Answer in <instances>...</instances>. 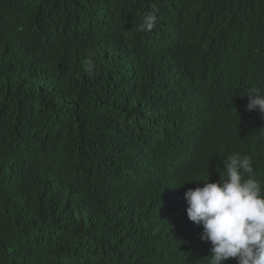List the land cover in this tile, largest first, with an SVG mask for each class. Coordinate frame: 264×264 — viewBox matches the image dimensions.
<instances>
[{
    "label": "trees",
    "instance_id": "16d2710c",
    "mask_svg": "<svg viewBox=\"0 0 264 264\" xmlns=\"http://www.w3.org/2000/svg\"><path fill=\"white\" fill-rule=\"evenodd\" d=\"M152 1L0 0V264H197L181 255L184 231L199 228L183 191L239 151L219 107L235 92L220 75H184L156 37L135 63L133 27ZM156 4L178 13L172 33L196 32L199 71L227 65L213 62L233 44L251 57L233 70L241 83L264 67V0ZM116 34L129 43L106 50ZM82 55L93 67L81 75ZM241 144L264 189L256 138Z\"/></svg>",
    "mask_w": 264,
    "mask_h": 264
},
{
    "label": "clouds",
    "instance_id": "9594fccd",
    "mask_svg": "<svg viewBox=\"0 0 264 264\" xmlns=\"http://www.w3.org/2000/svg\"><path fill=\"white\" fill-rule=\"evenodd\" d=\"M156 1H152L150 7L142 12L133 27L136 32L135 63L138 62L139 66L149 60V57L142 55L141 49L156 45L155 37L163 47L160 49L162 52L164 50L166 58L170 60L169 56L172 55L178 64L180 57V52L174 46L166 44L172 43L177 36L172 33V28L173 25L178 27V13H160ZM128 43L129 40L116 34L106 36L103 45L106 50H118L121 45ZM198 45L195 52L198 51ZM88 49L85 45H78L73 50L85 53ZM85 58V55L79 57L80 60ZM68 63L61 60L60 67L73 76L76 73L74 65L82 66L84 71L81 75L93 67L91 56L85 60V65L77 62L71 66ZM250 74L254 79L247 83L245 79L242 81V85L247 86L249 91H244L239 82V91L232 97L226 92L219 97L221 110V101L236 106L238 94L243 96L238 100L241 107L223 109L230 111L227 114L221 112L223 122L231 125L236 132L239 151L221 156L216 168L217 174L214 177L209 175L210 181L207 175L206 181H200L203 182L202 186L196 187V182H192L189 188L184 189L186 216L199 226L195 234L192 224L190 231H184L181 255L188 263L200 264L203 251L208 254L206 264H226L231 260L235 264H264V189L261 181L256 178L252 157L248 156L246 148L241 144L244 140L256 138L260 154H264V67L260 66L257 72L247 73Z\"/></svg>",
    "mask_w": 264,
    "mask_h": 264
},
{
    "label": "water",
    "instance_id": "95a60500",
    "mask_svg": "<svg viewBox=\"0 0 264 264\" xmlns=\"http://www.w3.org/2000/svg\"><path fill=\"white\" fill-rule=\"evenodd\" d=\"M167 45L174 46L175 48H179L180 57L178 60V68L183 69V74L185 75V72H191L193 75H196L198 77L206 78L208 82L213 81L217 82L214 76V72L212 71H199L197 67L194 66V64H198L196 61V57L200 54H202L201 50L195 52V48L198 44V40L196 37V32L193 30L189 31H181L177 34L175 40L172 43H166ZM182 66V67H181ZM171 77L172 79L180 78L179 74H174L172 72L165 71V77ZM253 75H247L245 77L246 83L248 80H252ZM247 87V86H246ZM242 85V89L244 91H249V88H246ZM236 106L241 107L239 102L235 103ZM208 173L202 168V170H199L198 174H196L197 179H195L196 187L202 186L203 182L200 181H206L207 180ZM209 181L211 177L208 175ZM186 190L183 191V194Z\"/></svg>",
    "mask_w": 264,
    "mask_h": 264
},
{
    "label": "bare ground",
    "instance_id": "6f19581e",
    "mask_svg": "<svg viewBox=\"0 0 264 264\" xmlns=\"http://www.w3.org/2000/svg\"><path fill=\"white\" fill-rule=\"evenodd\" d=\"M223 44H225L224 41H222L218 45V47H220ZM242 49H243V46L240 44L231 45L230 51L228 53L225 54L224 52H222L218 57H215L216 59L213 62L214 65H218L220 62H224L227 65H225L224 67H211V66H209V67H206L204 70H203V66H202L200 71H202V70L208 71L209 70V71L214 72V75H220L222 77L223 82H224V88L233 87V91L236 93L238 88H239L238 83L240 81L236 78L233 70L237 66L245 64L249 60H251V57H249V56H245V57L242 56V54H243ZM240 60H245L246 62L240 63ZM258 63H259V61H256V65ZM226 68L229 70L230 76L226 75ZM240 85H242V83H240ZM190 91L194 92V88H191ZM221 102L225 108H231L232 107V106L224 103L223 101H221ZM227 125H229V124H227ZM262 140H264V137H262Z\"/></svg>",
    "mask_w": 264,
    "mask_h": 264
}]
</instances>
